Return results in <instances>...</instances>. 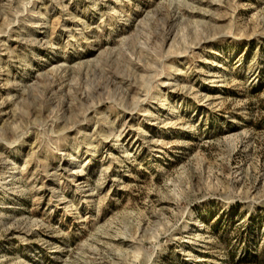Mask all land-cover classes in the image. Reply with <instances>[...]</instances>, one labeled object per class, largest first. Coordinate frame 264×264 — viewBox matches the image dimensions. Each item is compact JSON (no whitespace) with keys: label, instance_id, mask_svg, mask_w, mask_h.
Here are the masks:
<instances>
[{"label":"rangeland","instance_id":"374dc122","mask_svg":"<svg viewBox=\"0 0 264 264\" xmlns=\"http://www.w3.org/2000/svg\"><path fill=\"white\" fill-rule=\"evenodd\" d=\"M0 264H264V0H0Z\"/></svg>","mask_w":264,"mask_h":264}]
</instances>
